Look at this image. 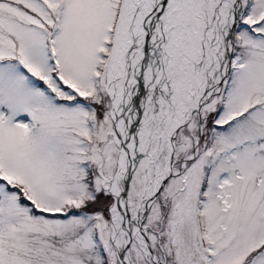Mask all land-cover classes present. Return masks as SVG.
<instances>
[{"label": "snow or ice", "instance_id": "1", "mask_svg": "<svg viewBox=\"0 0 264 264\" xmlns=\"http://www.w3.org/2000/svg\"><path fill=\"white\" fill-rule=\"evenodd\" d=\"M0 264H264V0H0Z\"/></svg>", "mask_w": 264, "mask_h": 264}]
</instances>
